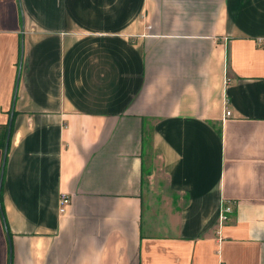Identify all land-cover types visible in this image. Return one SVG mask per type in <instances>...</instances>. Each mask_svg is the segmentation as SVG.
<instances>
[{"label":"crops","instance_id":"1","mask_svg":"<svg viewBox=\"0 0 264 264\" xmlns=\"http://www.w3.org/2000/svg\"><path fill=\"white\" fill-rule=\"evenodd\" d=\"M10 117L0 264H264V0H0Z\"/></svg>","mask_w":264,"mask_h":264},{"label":"built area","instance_id":"2","mask_svg":"<svg viewBox=\"0 0 264 264\" xmlns=\"http://www.w3.org/2000/svg\"><path fill=\"white\" fill-rule=\"evenodd\" d=\"M226 114H229L230 111H226ZM70 204V197L66 192H61L60 193V200H59V206H58V211L60 214H64L67 206ZM232 211L231 206L227 203L222 205V210L220 213V222H225L228 219V214Z\"/></svg>","mask_w":264,"mask_h":264},{"label":"water","instance_id":"3","mask_svg":"<svg viewBox=\"0 0 264 264\" xmlns=\"http://www.w3.org/2000/svg\"><path fill=\"white\" fill-rule=\"evenodd\" d=\"M10 131H11V117H10L9 122H8L6 139H5L4 149H3V157H2L1 169H0V185H1V182H2V176H3V171H4L5 158H6L7 147H8L9 138H10Z\"/></svg>","mask_w":264,"mask_h":264},{"label":"trees","instance_id":"4","mask_svg":"<svg viewBox=\"0 0 264 264\" xmlns=\"http://www.w3.org/2000/svg\"><path fill=\"white\" fill-rule=\"evenodd\" d=\"M6 133H7V126H6V127L2 130V132H1L0 145H1L2 147H3L4 144H5ZM0 200H1V193H0ZM0 205H1V207L3 208L1 201H0ZM230 213H231V212H230ZM230 213L228 214V218H229ZM227 220H228V219H227Z\"/></svg>","mask_w":264,"mask_h":264}]
</instances>
